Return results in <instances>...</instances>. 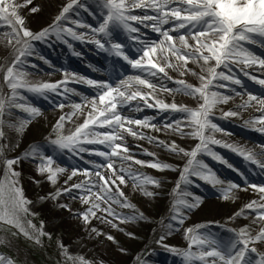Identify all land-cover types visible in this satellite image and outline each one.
Instances as JSON below:
<instances>
[{
	"label": "snow or ice",
	"instance_id": "6c2138e0",
	"mask_svg": "<svg viewBox=\"0 0 264 264\" xmlns=\"http://www.w3.org/2000/svg\"><path fill=\"white\" fill-rule=\"evenodd\" d=\"M29 5H32V0H22L19 3L17 0H0V27L7 29L3 35L8 37V44L13 49L10 59L7 61L9 66H7L6 73L2 77L10 94L0 92V140L5 139L2 129L5 125L6 110L9 117L14 115L10 111L12 108L27 113V118L21 119L18 124L7 125L9 128H14L17 134H21L33 118L41 115L39 108L18 102L23 99L22 96L18 95L19 89L37 95H44L47 92L60 95V83L63 82L44 83L36 86L27 81L28 72L24 70V65L26 58L35 51L32 42H43L53 34L59 39L61 31L74 40H84L83 33L77 34L71 27L61 28L63 21H67L68 24H76L80 28L88 27L69 18L70 12L83 7L80 0H69L59 10L52 24L38 32H33L26 26L25 18L20 14V10L26 9L31 13H38L40 8L39 6L29 7ZM96 7L100 11L101 20L97 27L91 28L93 38L89 42L95 44L100 50L108 52L110 56L114 55L119 60L124 61L132 69H136L137 74L121 79L120 76H123V72L121 71L120 76H117L118 69L114 65L111 76L115 77V82L111 78L108 81H84L96 90V96L91 99L90 103L71 104L74 111L61 115L45 140L53 147V151H67L73 156L89 152L90 155L102 157L106 162L94 164V168L97 169L95 172L74 167L71 175L65 181V186L56 188L55 192L49 193L47 197L41 196L40 201L43 202L45 199L55 201L57 208L69 212L74 218L82 221L89 239L103 237L112 244H116L117 242L112 235L103 233L98 228L91 226L90 219H98L102 223L110 225L112 229L123 231V229L117 228V223L113 221L125 224L140 222L145 219L142 212L136 215H124L115 212L112 208V205H117L122 209L136 211L120 188V185L126 184V177L132 181L134 189L138 188L141 194L147 197L155 195L153 191L148 190V186L152 188H159L160 186V181L150 176H141L139 173L132 172L131 166H146L161 172L176 170L170 168L166 163L156 161L154 153H144L153 156L152 162L134 159L129 154L126 144L123 143L125 140L124 133L135 139L147 138L150 143L154 141L158 147L163 146L165 151L175 156L188 158L186 165L180 171V180L185 184H191L190 176L211 184L213 187L222 183L205 164L197 163L194 165V161L201 152L213 159H220L208 148V145L220 144V141L214 139L211 134L206 135V133L220 131L217 125L213 123L214 110L218 105L225 104L232 99L230 95L219 91L221 88H227V85L222 82L228 81L234 85L241 84L239 79L226 74L224 70L237 63H243L246 66L258 64L260 68L264 69V59H258L248 48L244 47V45L253 44L264 47V0H97ZM149 8L156 14L151 15L147 12L144 15L133 14L135 9ZM84 10L89 11L86 7ZM130 21L137 23L152 21L151 31L159 36L158 40L137 39L136 43L141 47L135 49L137 52L135 57L125 53L123 42L114 40V34L117 30L129 33V38H132L131 33L139 32V29L129 23ZM173 21L176 23H172ZM164 25L171 26L165 29ZM182 29L185 31L181 32ZM171 33H177V35L173 36ZM257 37L260 39L257 40ZM76 54L78 55V53ZM154 56H159L163 63L154 61ZM189 64L193 65L195 69H199V72L190 68ZM120 67L122 68V66ZM168 69L178 72L180 77L191 75L197 78L199 85L189 84L182 78L173 80L168 75ZM148 77H156L161 80L159 90L169 94H182L195 99L197 107L192 109L183 104L178 105L175 102L169 104L159 100L153 95L158 87ZM165 78L175 84L176 87H164L163 80ZM249 79H254L255 83L264 86V79L255 80L251 76ZM133 84L149 89L150 92L143 93L139 88L130 90ZM137 99L143 101L149 108L156 107L161 112L180 114L179 119L165 124L164 128L182 139L190 137L198 141L195 147L191 151H186L175 141L166 144L164 141L136 133L130 126L135 125L159 131L155 125H150L145 120L125 117L122 114L120 109L130 105V110L141 111L139 106L132 105V102ZM253 101L264 106V98H259L249 92L247 100L238 107L241 109L250 107ZM54 106L59 109L67 107L63 102ZM77 112L80 113L77 120L82 118V122L77 123L74 131H71L69 135H64L66 123L71 122ZM237 115V111L223 112L224 117ZM250 123L261 125L258 130L264 132V114L260 118L250 121ZM99 129H105V131L100 132ZM84 145H102L107 151L92 152L83 147ZM5 147L8 146L6 144L0 145V157H4ZM43 147L41 144L32 146L24 153L23 158L36 160L38 157L41 163L36 165V174L38 176H45L46 174L47 181L55 185L58 174L65 172V169L59 166L53 168L54 157L48 155ZM241 154L244 155L245 160H249L257 167L264 169V160L257 158L258 156L264 157V146L258 154ZM111 158L128 162V168L125 169L121 166L117 169L111 162ZM20 159V157L11 159L5 157L0 161L4 168V179H0V225L3 226L0 231L7 233L8 229H13L14 231L10 233L11 236L20 234L29 240H33L36 244H40L41 237L48 236L50 240L51 235L44 231L43 222L37 228L28 219V217H34L35 213L29 208V205H33V201L25 198L23 189L18 186L21 174L15 171L14 166L18 165ZM84 163L93 162L85 160ZM104 168L108 169L110 175L106 176L99 171ZM77 174H80L83 179L78 183L69 185L68 181H71ZM34 183L39 185L40 181H34ZM246 183L248 187L254 188L260 194L259 201L248 202L240 211L234 213L232 219L245 216V210H248L247 215L252 216L251 223L259 225L264 222V185L257 186L247 181ZM237 187L238 185L230 183L227 188L221 190V198L227 199L231 190ZM177 189H179V184ZM76 193H79L81 205L87 206L80 212H73L68 204L59 202V198L66 194L71 195L72 199H76ZM183 196H191V201L180 199L171 205L170 220L172 223L167 224L170 231L174 228L179 230V226L184 224L185 212L193 211L201 202L200 197L192 196L188 191H184ZM98 212L102 215L97 216ZM228 231L232 233V237L224 239L211 232H200L199 229L194 230L192 228L185 229V238L189 240V243L187 250L183 252L165 245L163 243L164 235H161L156 243L161 247L168 248L173 254L181 256L183 264H264V251H261L264 248V226H259L255 235L252 234L248 225L241 227L238 231L235 229H228ZM128 235L130 238H134L131 237V234ZM10 244L11 241L7 235L0 236V246L7 247ZM58 247L65 264H91L83 256L71 255L68 248L62 243ZM193 249L195 250L193 251ZM119 250L123 252L122 248ZM0 264H15V261L0 254Z\"/></svg>",
	"mask_w": 264,
	"mask_h": 264
},
{
	"label": "rangeland",
	"instance_id": "374dc122",
	"mask_svg": "<svg viewBox=\"0 0 264 264\" xmlns=\"http://www.w3.org/2000/svg\"><path fill=\"white\" fill-rule=\"evenodd\" d=\"M69 2V0H67ZM91 2H95V0H80V3L83 5V7L77 8L76 10H80L79 13L73 12L72 15L69 16L70 19L74 21H78L79 23H84L86 18H88L89 21L93 20L92 14H89L91 9L89 8V4ZM88 8L89 11H85L84 8ZM136 10H143V11H151V9H135ZM83 11L86 12V14L83 13ZM96 12V10H92ZM38 17V15H35ZM75 16V17H73ZM78 16V17H76ZM91 19V20H90ZM93 24V23H92ZM31 23H26V26L31 29L30 27ZM33 26V25H32ZM91 27H88L89 33H85L84 36H88L91 39L93 38V35L91 33V28L95 27L93 25H90ZM63 27H71L72 30L74 28H77L76 24H68L67 21H63L61 24V28ZM85 28V27H84ZM62 33V31H61ZM77 34H81L79 31L76 32ZM61 35V34H60ZM55 37L50 38L49 40L54 41ZM90 39V40H91ZM47 41V40H45ZM57 41V40H56ZM56 48L57 43L54 42L50 46ZM89 47V46H88ZM245 47V46H244ZM48 49L50 51V54L52 56L55 55V51H51V49ZM87 48V47H86ZM85 48V51H88V56L90 57H97L96 51L100 50L97 48L95 44L90 46V49L87 50ZM78 50V49H77ZM102 51V50H100ZM254 54V53H253ZM255 57L261 58L262 56H258L257 54H254ZM33 58V57H32ZM44 58V57H43ZM154 59H161L159 56H154ZM63 60V59H62ZM80 61L82 64L85 63V59H81ZM34 62L38 64H44L46 63L45 59H42L41 57H36L34 54ZM64 61V60H63ZM65 62V61H64ZM5 68L3 70V74L0 78V81L3 86L6 88L8 87L6 84L3 83V75L6 73V69L8 63H4ZM92 66V65H91ZM247 66H251L247 65ZM39 68V66H37ZM246 65L243 63H237L230 65L229 69L224 70L226 74L234 76V78L239 79L241 81L240 85H234L237 86L236 91L233 93L236 95H240L241 93H244L245 90L248 92H251L252 94L256 95L259 98H264V87H261V85H254L255 83L249 79L247 76H253V74L250 73L249 69H245ZM1 69V66H0ZM136 75V74H132ZM54 76L57 80L64 79V75H62L60 72H54ZM152 79V78H148ZM155 80H151L154 84H157L158 90L160 89L161 80L153 77ZM248 80V81H247ZM157 82V83H156ZM224 83V82H222ZM254 83V84H253ZM225 84V83H224ZM75 85V84H73ZM80 85V86H79ZM164 87L167 88H175L171 82L168 80H163ZM231 86H227V88H221L219 89L220 92L226 93L231 95L230 93H227V90L230 89ZM69 88H72L71 86H68ZM77 87L79 89H75L81 94L85 96L86 99H92L95 94L91 93L84 84H77ZM133 87V86H132ZM65 88V86L63 87ZM262 90V91H261ZM162 91L163 90H159ZM61 93V96H64L61 90H59ZM166 92V91H164ZM91 93V95H90ZM161 93V94H162ZM167 93V92H166ZM175 94V93H173ZM179 95V94H177ZM57 102L55 101L54 105L60 103V98L56 97ZM19 103L30 105L33 107H37L36 105H31L28 102L25 101H19ZM71 103H80L77 98H73ZM66 104V103H65ZM41 107H44L43 105H39ZM131 107L122 108L120 111L122 113H136L133 110H130ZM12 113H14L13 116L9 117L7 115V110L5 113V125L2 129V131L5 134V139L0 140V145L6 144L8 147L4 148V157H0V160L2 161L3 158H17L20 155H23L26 151H28L33 145L34 141H40L37 144L43 145V150L48 154L52 155L54 157V163L52 165L53 168L59 166L63 167L65 169V172L58 174L57 182L55 185L50 184L46 179L45 176H38L36 174V165L41 163L39 162H33L32 168H26L24 170L23 166H21L19 163L18 165L14 166L15 171L19 172L21 175L19 177V187L23 189V193L25 198H27L30 201H33V205H29L30 210L35 213L34 217H28L29 220L32 221L33 224L36 225L37 228H39V225L41 222L44 224V231L51 235V239H48V236L41 237L40 244H36L33 240L27 239L25 236L17 234L16 236H11V231H14L13 229H8L7 233L4 231H0V236L7 235V238L11 241L12 245L15 247L14 250L9 249L5 246H0V248L5 249L7 252H3L0 250V254L6 256L7 258H11L13 261H15V264H30L25 258H29L33 264H65L64 258L60 255V249L58 245L62 243L65 247L68 248L69 253L74 256H83L85 260L90 261L91 264H104L103 261L100 258L99 254L96 252L98 249H104L108 251V253L116 254L122 256V259L127 264H140V262H143V264H183L182 257L179 255L173 254L172 251H170L168 248L159 246L155 238L152 239L153 233L157 230L158 225L163 222V225L167 227V224L172 223L170 220V217L172 214L168 215V217L163 218V213L165 211V208L169 205L171 208V205L175 202H172L174 199H176V202L180 199H187L191 201V196L184 197L183 193L184 191H188L192 194V196H197L201 198V202L197 208H195L193 211L185 212V221L183 225L179 226V230L172 229L170 232L172 234H179L181 236V239L179 242L177 241H163L165 245H168L170 248H175L181 252L187 250L189 240L185 238V229L192 228L194 230L199 229L200 232H211L217 235L219 238L228 239L232 237V233L228 231V229H235L239 230L241 227H244L245 225L251 226L250 222H240L237 224H232L231 221L222 220L215 225L212 224H206L205 219L210 214L213 213H221L225 210V213L228 212H238L237 210H234L235 206L240 205L242 203V198L244 195H249L255 200H259L258 192L256 193V190L252 188H245V185H243L239 179H238V173H239V167L236 166L237 164L233 162H229V166L225 167H219L217 168V164L213 167H215V170H218L219 172H224L222 174H226L227 178H222L219 174L216 175V177L225 183H231L236 184L238 187L236 189H232L231 192L228 195L227 199H222V192L221 190L224 189L222 186V183L219 185H216L213 187L211 184L205 183L202 180L196 179L195 177H189L191 180V184H185L180 180V186L178 190H175V193L173 194V186L174 183H169L170 189L167 190L169 193L168 195L162 196L161 193L163 191V187L159 188H152L151 186H148V190L153 191L155 195L153 197H147L139 193L137 191L130 190V186L132 185V181L130 179H127L126 177V184L120 185L121 190L125 193V196L127 197L128 201L133 205L135 208V212H133L131 209H122L118 207L117 205H112V208L115 212L121 213L124 215H136L140 212H142L145 216V219L140 222H132V223H141V226L139 228H131L123 231H117L115 229H112L110 225L107 223H102L100 220L92 218L90 219V225L93 227L98 228L103 233L112 235L114 239L116 240V244H112L110 241L103 239V237H96L94 239H89L85 228L83 226L82 221L78 224V229L74 228L73 231H69L67 229L66 232L62 233L60 228V218L59 216H67L69 215L71 219L74 218L69 212L64 211L62 209H59L55 206L56 202L51 201L48 199H45L43 202L40 201V197L44 196L47 197L49 193H54L56 188H63L65 186V181L67 180V177L71 175L72 169L79 168V169H89L90 172H92V168L94 165H87L79 160L72 161L69 159H65L64 156L66 154V151L61 152L60 150L53 151V147L49 145L48 141L45 140V137L49 135L51 132V129L53 125L56 123V121L59 119L57 114L62 111V109H59L55 106H52L50 109H42L41 115L38 117H35L31 120V123L28 124L26 129L23 130L21 134H17L14 128H9L8 124H18V120H21L23 118H27V113L23 112L20 109L12 108L10 109ZM139 114H134L131 118L137 116ZM139 119V118H136ZM144 120V119H140ZM225 121V122H224ZM150 125H155L159 131L151 130L150 128H141L140 131H135L134 128H138V126L132 125V129L139 134H144L146 137H155L160 136L161 141H164L166 144L171 143L172 141H175V138L171 135H167V131L164 129V125H159L156 123L155 119H151L147 121ZM213 122L217 124L218 126H223L224 128H228L230 130L231 125L230 123L234 124L237 131L239 132L241 128L240 120L234 118L229 119L227 117H224L223 115H213ZM249 125L251 124L250 121L247 122ZM242 124L244 127H248V125ZM239 124V125H238ZM69 122L66 123L64 134L68 129ZM249 128V127H248ZM125 140L123 141L124 144L129 149V154L134 159L142 160L145 162H152L153 156L145 155V152L154 153L155 154V160L159 161L161 163L169 164V162L179 165L176 161L177 156L171 154L170 152L163 151V146H157L153 145V142H149V139H135L132 136L124 134ZM54 138V137H53ZM258 142H264V138L260 137L258 138ZM11 148V150H9ZM88 149V148H87ZM162 153V154H160ZM69 154V153H68ZM165 155L167 157H165ZM70 156V155H69ZM242 157V155H238ZM158 157V159H157ZM170 158V159H168ZM205 158V157H203ZM75 159V158H74ZM201 162H204L207 166H210L205 160L202 158L200 159ZM78 161V162H77ZM96 163V161H91ZM111 162L114 163L115 167L119 169L121 166H123L125 169L128 168V162H121L118 158H111ZM98 163V162H97ZM101 164V163H99ZM195 165V164H194ZM89 166V167H87ZM258 172L264 176V169L255 167ZM31 169V170H30ZM92 170V171H91ZM131 171L134 173H139L141 176H150L153 179H156L160 182L159 178L162 175L167 174H174V173H168L167 171H156L154 169L148 168L146 166H139V165H132ZM122 175L124 173H121ZM0 179H4V168L3 164L0 163ZM83 179V177L80 174H77L73 177L71 181H68V184L71 185L72 183H78L80 180ZM34 181H40L39 185L34 183ZM119 184V183H117ZM264 185V184H263ZM138 189V188H137ZM139 190V189H138ZM240 190V191H239ZM75 191V190H74ZM239 191V192H238ZM174 195V196H173ZM76 199H72L71 195H64L63 197L59 198L60 203H66L69 205V207L73 210V212H80L82 211L86 205H81L79 200V193H76ZM174 199H172V198ZM172 199V200H171ZM103 206V205H102ZM172 209V208H171ZM248 211L245 212L246 216L250 217L252 219L251 215H247ZM102 215V213L98 212L97 216ZM227 218V216H226ZM114 223L119 224L117 221H113ZM264 224V222H262ZM125 224H131V223H125ZM122 225V224H121ZM143 225H145L143 227ZM197 225V226H196ZM201 226H204V229H202ZM0 228H3L2 225H0ZM119 229H122L123 227H118ZM131 237L134 238H130ZM253 234V233H252ZM254 235V234H253ZM46 242V243H45ZM52 244L51 247H49L48 244ZM119 248L123 249V252L119 250ZM195 249H193L194 251ZM261 251H264V248L261 249ZM165 256L166 258L159 260L158 257ZM168 257H174L175 259L167 260ZM178 261H175L177 260Z\"/></svg>",
	"mask_w": 264,
	"mask_h": 264
},
{
	"label": "bare ground",
	"instance_id": "6f19581e",
	"mask_svg": "<svg viewBox=\"0 0 264 264\" xmlns=\"http://www.w3.org/2000/svg\"><path fill=\"white\" fill-rule=\"evenodd\" d=\"M17 2L18 3L22 2V0H17ZM67 3H68L67 0H32V5H29V7H31V6H39L40 11L38 13H31V12L27 11L26 9H21L20 10V14L22 16H24L26 23H31V25H30L31 29L30 30L33 31V32H38L41 29L46 28L50 24H52L53 21L55 20L56 15H58L59 10L62 8L63 5H66ZM89 7L91 9H95V4L90 3ZM73 12L76 13L77 10L74 9L72 12L69 13V16L72 15ZM155 14L156 13L153 12V15H155ZM35 15H38V17H36ZM5 31H7V29H4L3 27H0V66H1L0 78H1V76L3 74V70L5 68V64L4 63H7V61L10 59V54L13 51L12 47L8 44V37L3 35V33ZM52 37H56V35H54V34L50 35L46 40H49ZM257 39L259 40L260 38L257 37ZM32 43H33L35 51L32 53V55H30V56H28L26 58V63L24 65V70H26L28 72V76L26 77L27 81L31 85H36V86H39V85L44 84V83L63 82V83H60L59 90L62 91L64 96H61V93H60V95H57L56 93H53V92H47L44 95H37L35 93H31V92L25 91L23 89H19L18 90V95L23 97V99L19 100V101L21 102V101H25L26 100V102H28L29 104L34 105V106L36 105L37 108H39L40 111H42V109H45V108L49 109L52 106H54L55 101L57 102L56 97H59L60 100H63V102L66 103L67 107L62 109V111L57 114L58 117H60L61 115L67 114V113H72L74 111L71 108V104H73V103H71L73 98H75V99L77 98V100L79 102H81L82 105L86 104V103H90L91 99H89V100L86 99L85 96L83 94H81L80 92H78L77 90L69 89V88H66V87L63 88L64 87L63 85L64 84H68V83H73V82L85 83L81 78H78V80H75L73 78H69V76H67L66 73H65V75L63 77L64 79L57 80L56 77L54 76V74L46 73L48 71H50V72L52 71L51 64L53 66H56L54 62H51V58H49V61H50L49 63H44V64H41L39 66V68L37 67L38 66L37 63L33 61L34 60V54L35 53H39V54L43 53L44 56L47 57V55H46V45H45L46 41L45 40L43 42H41V41H33ZM78 43L81 44L83 42L81 40H79ZM43 46H44V48H43ZM245 46L247 48H250V47L252 48V45H245ZM260 50H261V55H262V51H263V56H264V50L261 49V48H253L251 51H253L254 53H260ZM108 60H109V58H108ZM154 61H159L160 63H163L162 59H154ZM55 62H59L61 64H64L58 58H55ZM103 64L106 66V72L111 74L113 69L110 68L109 64L106 61H103ZM66 66L72 67L73 65L66 63ZM189 67L190 68H194V66L191 65V64H189ZM245 69H249L250 73L253 74V76H251V77H254L255 80H260L261 78L264 79V69L260 68L258 66V64H251V66H246ZM194 70L199 72V69H195L194 68ZM167 71H168V75L171 76L173 78V80L182 78L189 84H192L194 86H198L199 85L198 79L193 77V76H191V75H185L183 77H180L178 72H176V71H173L171 69H168ZM116 75L118 76L117 73H116ZM231 75H234V74L231 73ZM247 77L249 78V76H247ZM110 78L115 82V77L114 76L110 75L107 78V80H109ZM148 78H152V79H149V80H155V79H153V77H148ZM165 80H167V79L165 78ZM251 80L254 81V79H251ZM169 82H171V81H169ZM223 82L227 86H231L232 85L228 81H223ZM171 84L174 87H176V85L173 84L172 82H171ZM132 86L133 87L130 90H135V89L139 88V90L142 91L143 93H149L150 92L149 89H144L142 86H138V85H135V84H133ZM65 89H67V91H65ZM90 89H93V88H90ZM236 89H237V86H233L232 85V87H230V89L227 90V93H230L231 95H233L232 99H230L225 104L218 105L217 108L214 110V114L223 115L224 111H229V110L237 111L238 112L237 116H235V117H227V118H229V119L236 118L237 120L239 119L240 122H246L248 120L260 118L261 115L264 114V106H261V105L257 104L255 101H253V102H251V106L250 107H246V108H243V109L239 108L238 106L241 105L244 101L247 100V93L236 95V94L233 93L234 91H236ZM0 92L8 93V87L6 88L5 86H3L1 81H0ZM92 92L97 94L96 90H94V89L92 90ZM161 93H162V91L157 90L155 93H153V95L156 98H158L159 100L164 101L165 103L171 104V103L175 102L178 105L183 104V105H185V106H187L189 108H192V109H195L197 107L196 100L191 98V97H187V96H184L182 94H179V95H177V94H169L168 92L166 93L164 91H163L162 94ZM8 94H10V93H8ZM27 94H33L34 97L35 96H39L40 99H38L36 101V103H34L32 101H29L25 97V96H27ZM39 105H43L44 107H41ZM132 105L139 106L142 110L141 111H135L136 113H131V112L122 113L125 117H132L134 114H141V119H144L145 121H149L151 119H155L156 121H158V124L160 126L161 125H165L167 123H172L175 119H179L180 118V114H178V113L161 112L156 107L149 108V107H147L144 104L143 101H141L139 99L133 101ZM78 116H80V113L77 112L76 116H73L72 121L69 122V125H67L68 129H67V131L65 132L64 135H69L71 133V131H74L76 124L82 122V118L80 120H77ZM19 121L20 120H18L17 122L19 123ZM250 126L252 128H254V129H259L261 127V125H259V124H253V125H250ZM26 127H28V126H26ZM217 127L220 129L219 132L206 133V135L211 134L214 139L220 141V144H210V145H208V148L212 152H214L217 156H219L220 159L219 160L213 159L211 156L205 155L203 152H201V153H199L197 155L196 160L194 161V164H197V163L205 164L204 162H201L200 159L202 158L203 160H205L210 165V166H207L205 164L208 169H210L215 175L216 174L221 175L224 172H218L217 170L214 169L215 167H213V166H215L216 164H217V166H216L217 168L222 167V166L223 167L228 166V165H225V164L230 162V160L232 158H234L233 156L236 155V153H240L241 152V153H244V154H247V153L258 154V153H260L262 151L261 147H258V146L254 145V144H250L247 141V139L243 138L244 135H246L245 133H242L240 135L238 133H232L228 128H224L223 126H218L217 125ZM134 130L135 131H140L141 127H138L137 129L134 128ZM98 131L103 132V131H105V129H99ZM166 133H167V135L169 134V135L173 136L175 138V140H176V143L181 148H184L186 151H191L195 147V145L198 143V141H196V140H194V139H192L190 137H185V138L182 139V138H180L177 135H173L171 132L167 131ZM153 138H155V140H160L161 141L160 136L156 135ZM38 142H40V141H34L33 145H35ZM154 144L156 145V143L153 141V145ZM83 147L88 148V149H89V147H91L89 150L92 151V152L97 151V150H93V149L100 148V147L103 148L102 145H84ZM162 149L164 151V148H162ZM164 152H166V151H164ZM160 154H162V153H160ZM23 155L19 156L21 158L19 164L24 167L23 168L24 170H26V168H32L33 167V165H32L33 162H36V161L39 162L38 157H37L36 160H32L30 158L29 159H24ZM80 157H82V158H80ZM94 157L96 158L95 155H90L89 152L80 153L79 156H73L71 153L68 154L67 151H66V154L64 156V158L66 160L70 158V160L74 161V158H75V159H77V160H79V161H81L83 163H84L85 160L92 161L93 160L92 158H94ZM165 157H167V156L165 155ZM203 157H205V158H203ZM257 158L260 159V156H258ZM157 159H158V157H157ZM168 159H170V158H168ZM187 159L188 158L183 157V156H177V160L178 161H176V162L179 164L178 166L173 164V163H171V162H169L168 165L170 166V168L176 169V170L167 171L168 173H174V174H167L166 173L165 175L160 176L159 179L161 181H163V182H160V186L163 187V191L161 193L162 196L168 195L169 192L167 190L170 189L169 183H171V182L174 183L173 194L175 193V190H178L177 189V185L179 184V186H180V171L186 165ZM99 161L104 162V163L106 162L102 157H99ZM246 162H247V160H246ZM94 164H97V163H94V162L93 163H87V165H94ZM239 165H242L241 166V171L243 172V176L239 177V179H240V181L243 184H246L245 188H250V187H248V184L246 183V181L248 183H250V182H260V181L264 180L260 175L257 174L256 171L251 170L250 166H248V165H246L244 163H240ZM87 167H89V166H87ZM92 170H91L92 172H95L97 169H95L94 166H93ZM99 171H101L102 174H104L106 176L110 175V173L108 172V169H106V168L100 169ZM240 174L241 173L239 172L238 176H240ZM92 178L94 179V177H92ZM117 183H119V181H117ZM229 184L230 183H228V182L227 183L222 182V186L221 187L227 188ZM129 188H130V190L137 191L139 193V190L137 188L134 189L133 186H130ZM252 189H254V188H252ZM256 193H257V191H256ZM258 195H260V194L258 193ZM172 199H174V198H172ZM242 200H243L242 203L240 205L235 206L234 210L240 211L245 204H247L248 202H250L252 200H255V198H253V197H251L249 195H244ZM172 202H176V199H174ZM246 211H248V210H245V212ZM234 213L235 212H232V211L228 212V213H225V210H224L221 213L210 214L208 217H206L205 223L206 224L215 225V223H217L219 221H222V220H226V221L229 220V221H231L232 224H237V223H240L242 221L250 222V224H251L250 228H251L252 233L254 235L259 230V226H264V224L262 222L259 225L252 224L251 223L252 219L250 217L246 216V214H245V216H241V217L232 219V217L234 216ZM170 214H172V209L168 205L165 208V211L163 213V218L168 217V215H170ZM226 216H227V218H226ZM59 218H60V228H61L62 233L66 232L67 229L69 231H73L74 228L78 229V224H79L80 220L71 219L69 215H67V216H63L62 215V216H59ZM117 226L120 227V228L123 227L122 229L127 230V229H131V228H139L141 226V223L140 224L139 223H131V224H122V225L121 224H117ZM144 226L145 225H143V227ZM202 229H204V227H202ZM161 235H164L165 236L164 240L165 241H169V242H172V241L179 242L180 239H181V236L179 234H172L170 232V230L168 229V227L163 225V222H161L158 225L157 230L153 233L152 239L155 238V241H157ZM7 247L9 249H11V250L15 249V247L12 245V243L9 246H7ZM96 252L99 254V256H100L99 259H101L104 264H127V263L124 262V260L122 259V256H120V255H116V254L115 255L114 254L110 255L108 253V251H106L104 249H98ZM162 257H163V255L158 257L157 259L161 260ZM165 258L166 257L164 256L163 259H165ZM25 259L28 262L30 261L29 258H25ZM170 259H175V258L174 257L173 258L172 257H168L167 258V260H170ZM175 261H178V259L175 260Z\"/></svg>",
	"mask_w": 264,
	"mask_h": 264
}]
</instances>
